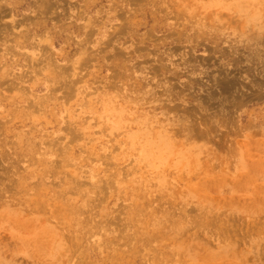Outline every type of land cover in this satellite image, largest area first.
<instances>
[{"label": "rangeland", "instance_id": "374dc122", "mask_svg": "<svg viewBox=\"0 0 264 264\" xmlns=\"http://www.w3.org/2000/svg\"><path fill=\"white\" fill-rule=\"evenodd\" d=\"M0 264H264V0H0Z\"/></svg>", "mask_w": 264, "mask_h": 264}]
</instances>
